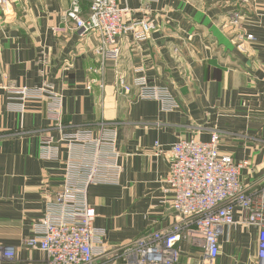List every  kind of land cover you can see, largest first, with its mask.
I'll list each match as a JSON object with an SVG mask.
<instances>
[{"label": "crops", "instance_id": "1", "mask_svg": "<svg viewBox=\"0 0 264 264\" xmlns=\"http://www.w3.org/2000/svg\"><path fill=\"white\" fill-rule=\"evenodd\" d=\"M70 3L0 5V85L43 89L24 99L0 89V244L16 250L0 264H48L24 240L57 209L69 164L110 135L121 171L87 194L104 233L101 264H135L123 247L177 220L166 179L180 140L208 142L217 133L220 151L242 164L248 191L264 186V0H121L155 28L143 42L124 36L116 60L98 53L97 34L65 19ZM139 77L175 106L141 96ZM257 241V228L227 226L216 260L182 240L176 264H259Z\"/></svg>", "mask_w": 264, "mask_h": 264}, {"label": "built area", "instance_id": "2", "mask_svg": "<svg viewBox=\"0 0 264 264\" xmlns=\"http://www.w3.org/2000/svg\"><path fill=\"white\" fill-rule=\"evenodd\" d=\"M11 1L0 0V5ZM120 1L71 0L65 13V19L83 34L98 35V53L105 60L119 59L124 36H131L136 43L143 42L155 28L149 17H133L131 8ZM85 2L87 14L83 10ZM121 85L126 91L131 90L122 79ZM135 85L141 89V96L161 100L171 108L175 106L166 90L150 87L144 77H139ZM2 88L22 95L23 99L43 90L0 85ZM91 149L90 155L69 164L63 188L56 195L57 209L49 207L46 215L34 223L33 235L24 240L25 247L43 251L48 264H101L108 255L106 249L98 247L104 233L94 225L96 211L87 194L90 185L114 181L121 171L116 164L119 154L115 136L99 139ZM171 153L166 183L177 220L168 229L150 232L125 245V258L135 264H176L181 252L178 243L189 240L202 246L209 259L216 260L221 252L223 229L241 224L258 229L257 261L264 264V186L248 191L240 180L242 164L220 151L217 133L208 142L180 140ZM15 254L14 247L0 244V257L12 259Z\"/></svg>", "mask_w": 264, "mask_h": 264}]
</instances>
